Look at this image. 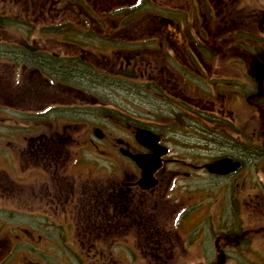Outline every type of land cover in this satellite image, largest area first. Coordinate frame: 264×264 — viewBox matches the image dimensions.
<instances>
[{
  "label": "flooded vegetation",
  "instance_id": "obj_1",
  "mask_svg": "<svg viewBox=\"0 0 264 264\" xmlns=\"http://www.w3.org/2000/svg\"><path fill=\"white\" fill-rule=\"evenodd\" d=\"M0 16L22 32L17 42L0 39V57L14 67L0 73V102L15 113L0 111V203L28 195L15 178L42 180L32 191L37 210L30 198L21 206L23 235L55 239L69 221L75 239H109L113 215L137 224L139 236L142 201L199 203L210 187L209 264H264V0H0ZM161 146L157 184L141 189L128 153ZM220 160L235 168L203 167ZM72 165H85L86 179ZM165 228L149 237L162 239ZM122 252L127 264L172 263L169 248Z\"/></svg>",
  "mask_w": 264,
  "mask_h": 264
},
{
  "label": "rangeland",
  "instance_id": "obj_2",
  "mask_svg": "<svg viewBox=\"0 0 264 264\" xmlns=\"http://www.w3.org/2000/svg\"><path fill=\"white\" fill-rule=\"evenodd\" d=\"M7 17L10 18L8 20L10 23L15 22V19L19 18L18 16ZM5 22V16H0V39L14 42L21 40V32L13 30V28L4 27L6 24ZM1 46H5V42ZM2 50H5V47H2ZM7 60V58L0 57V73L13 71L14 67H12L10 61ZM17 103L18 102H16V106L19 107ZM1 106H3V104L0 103V109ZM13 115L15 116V113H13ZM17 117L20 119L19 113ZM17 131H19L18 127L16 130L12 128V132ZM5 146L7 148V145L4 142H0V161H4L3 154ZM12 149V154L19 156L18 150H20V145H14ZM75 165H72L69 168L71 172H75L76 178L83 177V180L86 179V176L79 175L80 171L84 172V170H86V166ZM39 178L41 177L36 174L33 176L29 175L30 181L27 185H24L25 183H17L16 181L18 180L15 178L16 181L13 183V188L16 191H20L21 188L27 190L28 195H26L25 192L19 193V196L16 198L17 203H0V232L2 233L0 235V237L2 236L0 238V249H2L1 251L3 252H0V264H127V261L130 260L131 257L129 256L128 259V257L124 256L123 252L121 253L122 245L126 248H137L138 242H143L142 240L145 233H141L137 236L135 234L136 229L138 228L137 224H127V221H124V224L118 223L117 218L114 220L110 219L111 222L109 220L111 225L108 224L109 226L106 230L110 237L113 235L116 237L114 241L117 242V246L110 245V241L113 239H108L105 242L103 241L104 239H75L72 234L65 233L66 231H74V225H76V223L71 224L69 221L64 223V233H60L55 239H30L25 234L23 235L22 232H24V224L21 223L23 218L22 213L20 214L22 211L21 206L26 202V199L30 198V203L32 204L30 205L29 210H37V204L35 203L37 199L33 198L34 194L32 191L33 189H37V187L42 183V180ZM205 184L207 186V181ZM179 185L180 184L177 183V186ZM173 187L174 185H172L171 188L175 189ZM209 188L210 187H203L201 194L202 197L200 196V200L206 199V202L195 203L194 209L198 208V210L195 211L192 217L193 219L189 216L187 218V222L186 220L184 222V227H188L189 229L187 231L180 229L183 236L182 245H178L175 239H173L175 253L173 261L170 264H209L215 259L216 252H214L213 235H211L210 238L208 237V233H210L211 230H206L204 222L206 221L208 226H214V224H216L213 221V217L215 219L214 210L212 208L213 203H209L212 198L208 197L212 194L211 191L214 192V190H209ZM173 193L176 196L178 194L176 190ZM180 199L182 200V198H179L178 200ZM176 204L180 206L178 211V213H180L182 209L189 206L191 203ZM152 209L156 210L155 208ZM179 216V214H175V216L172 217V223L175 226L177 223L176 219ZM130 220L133 221L132 219ZM144 228V218L142 217L140 220V231ZM10 230L12 231V234H6V232H9ZM96 230L100 233L103 231V229ZM88 231H90L89 228ZM188 231L190 234H188ZM195 232L200 233L195 234ZM16 234L19 237L18 239L14 238V235ZM126 234L130 237L125 238ZM5 235H9L11 238L9 237L7 241H4ZM186 238L187 240H184ZM124 241L126 243L125 246L123 244ZM185 247H187V250ZM5 254L7 255L5 256ZM157 263L158 261L153 258H150L149 261L142 260L140 262L139 259H136L135 261V264Z\"/></svg>",
  "mask_w": 264,
  "mask_h": 264
},
{
  "label": "water",
  "instance_id": "obj_3",
  "mask_svg": "<svg viewBox=\"0 0 264 264\" xmlns=\"http://www.w3.org/2000/svg\"><path fill=\"white\" fill-rule=\"evenodd\" d=\"M136 138H138V140L146 145V146H150L143 138V134L140 131H137L135 133ZM165 150L162 151V153H164ZM132 159L136 162L137 166H139L142 170L141 173V179L139 181V183L141 184V186L143 188H148L150 186H153L156 181L153 178V172L160 166V159L158 158V155L156 156V158H152V157H148V156H143L140 154H134L131 155ZM223 163V160L214 162V163H209L206 164L205 166L208 168V170L212 173H216V172H225V166Z\"/></svg>",
  "mask_w": 264,
  "mask_h": 264
}]
</instances>
